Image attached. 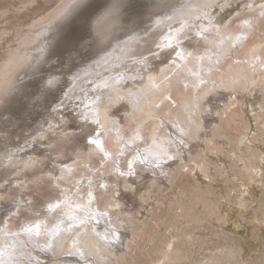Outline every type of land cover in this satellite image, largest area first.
Here are the masks:
<instances>
[{"label":"bare ground","instance_id":"bare-ground-1","mask_svg":"<svg viewBox=\"0 0 264 264\" xmlns=\"http://www.w3.org/2000/svg\"><path fill=\"white\" fill-rule=\"evenodd\" d=\"M259 12L264 0H65L31 24L7 27L0 19V264H134L122 229L129 225L136 242L155 185L187 150L196 169L206 172L202 142L219 137L217 117L228 111L235 117L232 106L246 88L264 89V37L235 48ZM129 19L134 27L126 26L127 33L105 37ZM207 20L206 43L199 47V28ZM235 23L243 29L232 28ZM186 37L190 44L183 42ZM233 50L236 59L219 71L215 60ZM145 61L157 67L145 71ZM171 82L175 108L158 93ZM257 108L262 103L252 110ZM130 149L137 151V164L127 176L119 160ZM100 150L105 165L81 166ZM50 184L55 195L43 209L28 203L24 187ZM95 190L106 194V212L93 204ZM16 215L24 220L12 225ZM174 254L170 241L157 263H172Z\"/></svg>","mask_w":264,"mask_h":264},{"label":"rangeland","instance_id":"rangeland-1","mask_svg":"<svg viewBox=\"0 0 264 264\" xmlns=\"http://www.w3.org/2000/svg\"><path fill=\"white\" fill-rule=\"evenodd\" d=\"M62 1L65 0H0L1 24L13 27L15 25L31 24L35 20H42L41 17L47 18L50 14H53ZM4 11H7L6 15H2ZM226 11L227 9L223 13ZM247 12L252 14L256 10ZM6 17L9 19L6 20ZM249 22L247 25L250 32L248 31L245 37L240 35L239 38L244 39L235 46L238 51L248 41L259 40L258 38L264 37V13L259 12L257 18L253 17ZM123 24H117L116 30L106 33L105 37L112 38L111 40L117 39L118 36L128 32V26L134 27L130 24V19L128 25L124 24L125 26H123ZM206 24L208 26L199 28L200 40L196 43L199 47L200 44L206 43L202 39V32L210 29V22L207 20ZM227 25H225L226 28ZM232 28L240 29L241 26L239 23H235ZM216 35L220 36L218 32ZM183 42H189V37H186ZM166 48H169V51L175 47ZM237 50H233L226 55L225 59L215 60L219 71L223 69L226 60L236 59ZM173 55L175 58L178 57V53L169 54V56ZM163 58H166V56H163ZM173 60L174 58H171L169 63L172 64ZM257 60H261L260 54L257 56ZM152 61L154 62V59ZM155 61H161V57H157ZM146 64L147 66L143 67L145 71H148V68L157 67L155 63L148 61L143 62L141 66ZM159 67V70H161V66ZM262 68L264 69V66ZM43 73H46V70L41 72V74ZM41 74L38 75L41 76ZM138 76L130 77L127 82L134 83ZM173 85V82L167 84L166 91H158V93L163 94L162 100L164 103L170 102L172 107L175 108L176 101L172 96L177 100L178 96L172 91ZM140 91L142 89L137 90V92ZM228 92H231V94L236 93L232 89H229ZM255 97L253 104L252 101ZM227 98L230 97L227 96ZM237 100L238 103L232 106V110H238L236 118L232 117L231 111H228V115L224 114L223 117L218 116L217 120L219 122L217 125L219 127L221 124V128L219 127L221 131H217L216 135L219 137H215L214 142H202L204 149H201L200 154L204 159L203 163H207V171L202 172L196 169L195 160L192 158L194 155L191 156L187 150L181 162L176 160L175 166L172 165L171 169L169 167L170 171L168 172L169 175L167 174V179L162 180L161 185H155L154 192H152L154 193L153 199H150V201H153L144 209L145 213L142 212L145 217L141 220L147 219V223L140 233V237H137V241L134 242L131 239L133 238V229L129 225L127 228L122 229L123 232L128 233L124 244L126 253L130 252V262L134 264H158L157 261L163 257L167 244L173 241L175 245L174 260L168 264H264V89H260L255 84L249 89L246 88L243 93H239ZM260 103H262V108L252 110L255 105ZM123 104H126V101L121 103V105ZM257 113H260V116ZM228 118L231 119L230 122H228ZM118 122L121 121L118 120ZM174 126L173 128L176 127ZM105 142L110 149L115 148L111 139L106 138ZM128 151L125 153L127 157L123 156V159L119 160V165L124 167L126 171L124 174L127 176L134 169V165L137 164L134 162L137 151L135 150L134 154H132L134 150L130 149ZM103 153L100 150V155L91 154L88 163L81 166L105 165L102 156L105 159H107V156H104ZM132 161L134 162L133 165L130 164ZM180 164L181 166L185 164V166L178 170ZM165 165H167V162H165ZM112 171L111 168L104 175L108 176ZM98 184H100V189H106L104 181L102 183L98 180ZM108 187H112L111 189L116 188L115 193L119 191L117 190L118 186L115 184H109ZM23 189L31 197L28 203L41 209L44 208L47 199L55 195L54 192L50 194L51 190L55 189L54 185L51 184L48 187L40 185L39 187L28 189L24 187ZM107 190L110 191V189ZM76 191L77 188H75ZM95 193L97 194V197L95 196L97 201L95 200L92 203L96 205L97 209L100 205L102 207L101 212H106V204H108L106 194L102 195L101 191L98 192L97 190H95ZM136 194L137 198L134 197L136 203H141L139 200L140 192ZM243 200L244 202H242ZM51 217L54 219L53 215ZM14 220L12 225H17L23 222L24 218L20 220V215H16ZM116 221L118 223V220ZM119 224H121L120 221ZM23 229L22 227L21 230ZM77 236L74 237L77 238ZM74 237L73 241L75 240ZM27 239L30 240V238ZM73 241L67 247V251L72 247ZM55 248L57 253L62 252L60 248ZM67 251H65V254ZM122 253L123 251L119 252L117 256L114 255L120 257L119 255ZM115 261L110 264H114Z\"/></svg>","mask_w":264,"mask_h":264}]
</instances>
